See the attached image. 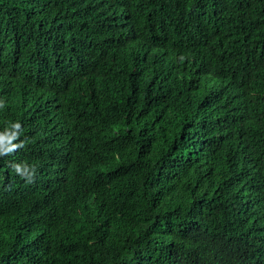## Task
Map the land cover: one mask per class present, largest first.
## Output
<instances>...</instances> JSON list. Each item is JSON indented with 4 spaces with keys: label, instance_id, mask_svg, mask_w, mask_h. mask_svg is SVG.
I'll return each mask as SVG.
<instances>
[{
    "label": "trees",
    "instance_id": "trees-1",
    "mask_svg": "<svg viewBox=\"0 0 264 264\" xmlns=\"http://www.w3.org/2000/svg\"><path fill=\"white\" fill-rule=\"evenodd\" d=\"M9 140L0 264H264V0H0Z\"/></svg>",
    "mask_w": 264,
    "mask_h": 264
},
{
    "label": "clouds",
    "instance_id": "clouds-1",
    "mask_svg": "<svg viewBox=\"0 0 264 264\" xmlns=\"http://www.w3.org/2000/svg\"><path fill=\"white\" fill-rule=\"evenodd\" d=\"M16 128H19L20 125L19 124H16L15 125ZM14 138V137H13ZM10 147H7V148H3V147H0V155H3L5 153H9L11 152L13 149H15L16 147H18L17 145H11L10 143V140L8 141ZM15 171L21 175L22 177H27L28 179H31V176H32V172L29 171L28 168H21L19 165H17L15 167Z\"/></svg>",
    "mask_w": 264,
    "mask_h": 264
},
{
    "label": "bare ground",
    "instance_id": "bare-ground-1",
    "mask_svg": "<svg viewBox=\"0 0 264 264\" xmlns=\"http://www.w3.org/2000/svg\"><path fill=\"white\" fill-rule=\"evenodd\" d=\"M42 49V48H41ZM45 50V49H44ZM40 54V53H39ZM51 77V76H50ZM41 124V123H40ZM42 132V131H41ZM48 133V132H47Z\"/></svg>",
    "mask_w": 264,
    "mask_h": 264
}]
</instances>
